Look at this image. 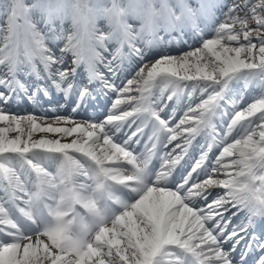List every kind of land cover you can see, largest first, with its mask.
I'll return each mask as SVG.
<instances>
[{"label": "snow or ice", "instance_id": "obj_1", "mask_svg": "<svg viewBox=\"0 0 264 264\" xmlns=\"http://www.w3.org/2000/svg\"><path fill=\"white\" fill-rule=\"evenodd\" d=\"M222 3L33 0L29 4L7 0L0 4L8 32L0 49V65L7 69L0 75V124L4 125L0 127V172L6 181L5 195L0 198V264H185L178 252L190 257L191 264H249L252 254L253 264H264V87L251 102L245 101L243 94L239 100L226 99L234 81L264 86V0L227 5L224 19L215 23L211 37L206 38L198 26L215 22ZM69 19L74 32L57 51L56 42L63 38L64 22ZM250 20L255 28L249 27ZM100 21H106L107 26ZM193 29V35L199 37L193 39V45L199 46L178 56L161 54L145 59L153 48L187 43L184 37ZM109 45H114L115 51H110ZM67 53L72 56L70 64L65 59ZM124 59L138 68L122 85L115 77ZM41 65L52 87L63 92L65 99L78 92V106L95 99L90 87L94 83H99L106 95H115L105 121L8 112L5 106L13 93L25 91L17 75L38 76ZM81 67L88 76L82 86L79 80L73 83ZM157 77L172 90L168 100L187 86L186 81L207 92V99L196 107L190 104L173 126L171 120L161 117L163 108L154 109L150 103V82ZM136 92L140 95H134ZM125 103L135 106L131 111L120 110ZM190 113L198 119L192 120ZM218 115L230 122L219 142L208 146V150L213 146L222 150L207 168L206 178L192 180L190 174L178 190H169L166 183L192 140L209 127L215 133L212 121ZM137 120L147 123L123 143L117 142L115 133L125 123ZM148 123L152 132L146 149L136 154L131 145L139 143L137 138L143 136ZM182 128L187 137L164 154L154 182L146 183L161 138L166 137L167 147L181 137L178 130ZM13 131L16 136L7 138L5 133ZM35 132L75 139L71 143L33 140ZM50 154H59L61 159L56 174L37 162ZM13 156L18 158L19 171L13 166ZM206 160L207 152L192 172L204 169ZM125 163L131 167H124ZM25 165L34 171V180L24 172ZM221 175L227 178H219ZM116 188L127 189L137 198L133 203L122 201L114 194ZM215 188L224 192H216L209 201ZM258 191L261 197L256 195ZM197 198L206 203L194 209L189 205ZM111 205H118L121 211L110 213ZM239 212L244 216L234 224L232 216Z\"/></svg>", "mask_w": 264, "mask_h": 264}, {"label": "bare ground", "instance_id": "obj_2", "mask_svg": "<svg viewBox=\"0 0 264 264\" xmlns=\"http://www.w3.org/2000/svg\"><path fill=\"white\" fill-rule=\"evenodd\" d=\"M7 1V0H6ZM5 0H3L1 2L0 0V4L2 3H6ZM228 1V2H227ZM227 2V4H226ZM233 2H237V0H223V3L220 5V8L218 10V12H220L221 10L225 11V9H227V5H230ZM250 4H257L259 3V0H249ZM259 11V9H258ZM222 13V12H220ZM241 15H243V13H241ZM5 16L3 15V11H0V22H2L4 20ZM213 21L210 23H206V24H201L204 26H207L208 28L206 30H208L212 24ZM200 28V25L198 26ZM254 27H256L255 23H254ZM196 30L193 29L191 30V32L189 33V35L185 36L188 37L189 39L193 38V33ZM7 34H4L2 37L6 38ZM197 45V44H196ZM193 44H189L187 46H178L175 49L169 50V51H161V52H152L149 53L148 57H146L145 59H155L158 58L159 55L161 54H168V55H173V56H178L180 55L182 52L189 50L191 47L196 46ZM113 47L110 49L112 50ZM2 57V56H0ZM66 61H67V57H65ZM138 65H135L132 63V61L129 60H125L124 62L120 63V71L116 74L115 79L117 80L118 83H121L122 85L127 83L128 80H130L129 78H133L135 75V72L137 71ZM6 66L5 65H0V75H2L4 72H6ZM46 78L45 77V72L42 70L39 76V80L38 82H41L43 79H45V83H41V84H46ZM18 80L24 84V88L25 91H19V92H14L12 97L8 100V104L5 106L7 111L10 112L11 114L14 115H19V116H24V115H35L37 117H47V118H55L57 116L60 117H70L73 119H77V120H83V121H88V122H92V123H102L104 121H100L99 117H100V108L103 105H107V101L108 99H106L105 97H110L108 95L105 94V92L101 93V95H104V98L102 100H99L98 102H94L91 107H89L87 110H82V109H76V111H73V107H70L69 105L66 106H62L60 103L56 102V101H51L48 103H44L42 102L39 97L33 101L32 103H28L25 100V97H32L31 95V91L33 90V88H35L36 85V78H34V76L32 74L29 73H19L18 75ZM162 80L161 78H157L156 81L150 82V91L152 92V95L150 97V103L151 105L154 104V106L159 104V100L156 99V101H153L155 99H153L155 92L157 93L158 90V83L161 84ZM187 86H186V94H183V92L180 91V89L178 90V96H174V100L173 102L171 101L169 104H166L164 107V111H162L160 113L161 116H167L169 114L170 117L173 118V121L171 122L172 125H175V123H177V117L178 114L180 112L181 109L184 108H188L190 106V104L194 107L197 106L198 102H200V100L202 101L203 99H205V96L208 95L207 92H204L203 94L198 93L201 89L199 88H193V84L195 82L193 81H186L184 82ZM154 85V86H153ZM99 86V84H98ZM153 86V89H151V87ZM184 88V87H182ZM0 91H3V89H0ZM163 91H166L164 93H162ZM196 92V94H195ZM209 92H211V89H209ZM262 90L260 89V83L259 82H252L249 84H245L243 81L237 82L234 81L232 82L227 91H226V99H235V100H239L241 94H243L245 101L247 102H251L252 100H254L256 97L261 95ZM198 93V94H197ZM136 94L140 95L139 92H136ZM172 94V90L170 88H164L161 91V96L160 99H164L166 95H171ZM160 95V94H159ZM115 97V95H112ZM200 97V98H197ZM116 98V97H115ZM134 104V103H133ZM131 104L129 103H125L120 105V110L122 109H126L130 106ZM94 106V107H92ZM2 107V106H0ZM225 109L228 108V105L224 107ZM191 116H194L193 114L190 113ZM165 116V117H166ZM229 118L226 117V126L227 123L230 122L228 120ZM0 127H4L3 124H0ZM127 134V128L123 127L121 128V130L118 133H115V139L116 141L119 139H122L123 137H125ZM6 137L11 139L13 137L16 136V133L13 132H8L5 133ZM232 136L236 137V134L233 133ZM232 136L229 137V139H232ZM41 138H46V139H59L61 143H71V141L73 139H75V136H68V137H60V136H56L53 134H49V133H39V132H35L33 133L32 139L33 140H39ZM166 137H163L160 142L162 140H164ZM132 150L135 152L136 148L134 145H131ZM163 148V146H161L160 143H158L157 145V150L156 152L161 151ZM144 149L140 150L138 153L136 154H142L144 153ZM178 151V149L176 150V152ZM221 151V149H220ZM219 151V152H220ZM219 154V153H218ZM59 154H50V158H45V156H42L41 159L37 162H39L41 164L42 167L46 168L49 172L56 174L58 169L61 166V159L58 158ZM73 156H75L76 158L80 159L82 162L87 163V161L80 156L78 153H72ZM13 166L17 168V170H20V165L18 162V158H16L15 156H13ZM124 167L128 168L130 165H127L126 163L123 164ZM187 166V163H181L177 165V171L179 173V176H186L185 180L189 179V176L191 174V179L192 180H196L197 175H194V173H189L186 175H183L184 171H185V167ZM24 172L27 173V175L29 176V178L31 180L35 179V173L34 171L30 168V166L25 165L24 167ZM213 178H216L215 175L213 176ZM219 178L223 179L225 178L223 175H221ZM174 184V180L167 182L166 183V187L171 189V187ZM6 187V181L3 179V174L2 172H0V198H3L5 193H4V188ZM119 188H116L114 191V194H116L117 192H119ZM213 194L210 195V197H213L216 195V192L218 193H223L224 189L222 188H215L212 189ZM259 194V192H258ZM260 195V194H259ZM136 195L133 194L131 196H129L127 202L128 203H133L136 199ZM191 207L197 208L199 206H201V201L194 199L193 201L190 202ZM236 210L233 209V212H235ZM242 212H239L237 215V218H235L234 216H232V221L236 222V219H238L241 216ZM229 215H231V213H229ZM237 224V223H234ZM234 256H237L236 253L233 254Z\"/></svg>", "mask_w": 264, "mask_h": 264}, {"label": "rangeland", "instance_id": "obj_3", "mask_svg": "<svg viewBox=\"0 0 264 264\" xmlns=\"http://www.w3.org/2000/svg\"><path fill=\"white\" fill-rule=\"evenodd\" d=\"M3 0H1V2H2ZM6 1V0H5ZM0 2V3H1ZM7 2V1H6ZM3 4V3H2ZM2 9H0V11H1ZM3 11V10H2ZM254 22V21H253ZM0 24L1 25H4V24H7L6 23V17L4 18V20L2 21V22H0ZM3 55V53L2 52H0V56H2ZM130 79H132V78H130ZM262 87H264V86H261V84H260V89L262 90ZM106 117H107V115H105ZM102 117H104V115H102ZM106 117L103 119V120H105L106 119Z\"/></svg>", "mask_w": 264, "mask_h": 264}]
</instances>
